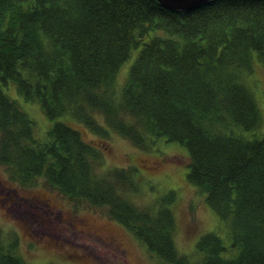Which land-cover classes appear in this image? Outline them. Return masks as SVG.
<instances>
[{
	"label": "trees",
	"instance_id": "1",
	"mask_svg": "<svg viewBox=\"0 0 264 264\" xmlns=\"http://www.w3.org/2000/svg\"><path fill=\"white\" fill-rule=\"evenodd\" d=\"M137 54L120 93V64ZM264 71V0H210L188 11L156 0H0V165L21 184L41 177L70 200L107 214L169 264H264V135L245 138L230 125L255 128L260 113L249 77ZM13 82L49 118L68 114L101 137L114 131L137 147L156 137L184 144L188 181L227 223L222 238L200 234V259L175 248L173 190L152 207L128 197L134 168L100 173V148L55 121L40 141L33 120L8 97ZM14 236L0 232V264H28Z\"/></svg>",
	"mask_w": 264,
	"mask_h": 264
},
{
	"label": "rangeland",
	"instance_id": "2",
	"mask_svg": "<svg viewBox=\"0 0 264 264\" xmlns=\"http://www.w3.org/2000/svg\"><path fill=\"white\" fill-rule=\"evenodd\" d=\"M137 48L119 66L113 87L120 93ZM260 113L255 128H243L232 123L229 133L245 138L264 135V71L259 66L248 80ZM4 93L33 120V136L43 141L55 121H63L81 132L88 143L100 148L95 171L112 167L134 168L136 192H125L134 204L152 207L159 195L173 190L171 203L177 252L200 259L196 242L200 234L214 231L225 245L221 253L232 257L237 249L232 245L230 228L221 222L206 203L204 194L187 177L188 150L177 141L156 137L148 147H137L109 130L101 137L81 122L65 114L49 118L38 100H25L13 82L2 85ZM0 232L14 236L16 253L28 264H169L136 238L127 228L112 219L105 209L86 201L70 200L38 177L32 183L14 181L5 166L0 165ZM112 235V236H111Z\"/></svg>",
	"mask_w": 264,
	"mask_h": 264
},
{
	"label": "water",
	"instance_id": "3",
	"mask_svg": "<svg viewBox=\"0 0 264 264\" xmlns=\"http://www.w3.org/2000/svg\"><path fill=\"white\" fill-rule=\"evenodd\" d=\"M164 8L170 10L188 11L208 3L210 0H156Z\"/></svg>",
	"mask_w": 264,
	"mask_h": 264
},
{
	"label": "flooded vegetation",
	"instance_id": "4",
	"mask_svg": "<svg viewBox=\"0 0 264 264\" xmlns=\"http://www.w3.org/2000/svg\"><path fill=\"white\" fill-rule=\"evenodd\" d=\"M112 236V235H111Z\"/></svg>",
	"mask_w": 264,
	"mask_h": 264
}]
</instances>
